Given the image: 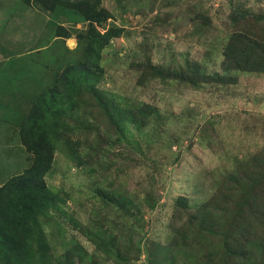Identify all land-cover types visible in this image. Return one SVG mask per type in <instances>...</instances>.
Listing matches in <instances>:
<instances>
[{
  "label": "rangeland",
  "instance_id": "1",
  "mask_svg": "<svg viewBox=\"0 0 264 264\" xmlns=\"http://www.w3.org/2000/svg\"><path fill=\"white\" fill-rule=\"evenodd\" d=\"M0 5V80L7 87L1 188L34 164L21 127L39 95L82 61L78 36L89 23L72 5ZM101 5L112 16L106 29L124 33L103 50L99 78L72 98L55 99L49 202L23 214L18 233L26 253L12 264H211L224 240L238 237L237 227L229 228L234 216L218 213L217 234L207 239L189 235L192 214L229 175L235 189L259 180L244 167L264 154V72L228 70L223 62L237 34L264 43V0ZM175 73L192 82L171 79ZM8 123L13 128L5 132ZM253 259L262 264L261 256Z\"/></svg>",
  "mask_w": 264,
  "mask_h": 264
},
{
  "label": "trees",
  "instance_id": "2",
  "mask_svg": "<svg viewBox=\"0 0 264 264\" xmlns=\"http://www.w3.org/2000/svg\"><path fill=\"white\" fill-rule=\"evenodd\" d=\"M36 1L48 10H53L60 4L74 6L89 23V29L78 36L80 40L85 41L82 61L66 68L57 83L39 95L21 127L22 138L35 155V160L24 174L12 178L0 188V245L6 264L23 259L22 256L26 253L18 228L21 227L27 208L38 207L40 210L42 207L46 208L49 202L45 177L52 169L55 149L53 126L49 122V116L56 109L57 95L67 94L72 98L81 86H87L94 78H99L98 73L103 72L100 65L103 50L112 40L121 38L124 33V29L120 27L106 29V24L112 16L101 5V0ZM260 39L251 40L244 34L235 35L225 50V69L264 72V43ZM157 75L165 74L158 72ZM171 79L192 82L191 78L177 73L173 74ZM244 168H248L250 174H255L254 177L259 180H253L250 185L244 184L242 189H235V176L229 175L220 191L190 218L192 224L189 235H202L210 239L211 235L217 234L213 228L218 213L225 211V214L234 216L229 228L234 230L237 227L238 237L234 235L235 237H229L226 241L223 239L222 250H215L211 254L214 257H211V264H215L216 259H224L226 264H256L253 259L255 254L262 257L264 264V188L260 184L264 181V154L251 160ZM197 222L203 228L197 225ZM250 236L255 242L251 246Z\"/></svg>",
  "mask_w": 264,
  "mask_h": 264
},
{
  "label": "crops",
  "instance_id": "3",
  "mask_svg": "<svg viewBox=\"0 0 264 264\" xmlns=\"http://www.w3.org/2000/svg\"><path fill=\"white\" fill-rule=\"evenodd\" d=\"M3 11H4V7L2 6V5H0V21L2 20V18L4 17V14H3ZM19 41V40H18ZM2 58H5V57H3V54H2V51L0 52V59H2ZM2 81L0 80V111H2V107L3 106H7V103L4 105L3 104V100H4V91H5V89H7V87H5V83L3 82V83H1ZM12 99H14L13 97H11ZM10 101V100H9ZM9 107V106H8ZM0 121H1V119H0ZM13 128V126H11V124L10 123H8L6 126H5V132H8L9 130H11ZM3 130V128L1 129V127H0V132Z\"/></svg>",
  "mask_w": 264,
  "mask_h": 264
}]
</instances>
